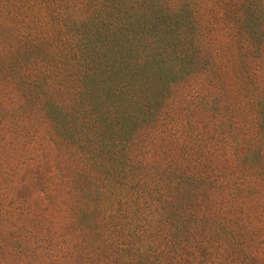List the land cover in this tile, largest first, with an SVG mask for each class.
I'll use <instances>...</instances> for the list:
<instances>
[{"label":"trees","instance_id":"obj_1","mask_svg":"<svg viewBox=\"0 0 264 264\" xmlns=\"http://www.w3.org/2000/svg\"><path fill=\"white\" fill-rule=\"evenodd\" d=\"M258 2L0 0V264H264Z\"/></svg>","mask_w":264,"mask_h":264},{"label":"rangeland","instance_id":"obj_2","mask_svg":"<svg viewBox=\"0 0 264 264\" xmlns=\"http://www.w3.org/2000/svg\"><path fill=\"white\" fill-rule=\"evenodd\" d=\"M201 0H193L194 3V8L198 11L199 14H203V12L199 11L197 8V4L200 2ZM230 2H234L236 0H229ZM260 3V7L263 10L262 12V19L264 20V0H259ZM239 4V3H238ZM237 10V7H236ZM234 11V10H232ZM206 15V13H204ZM214 10L212 13L208 14L209 18L214 17ZM235 32V31H234ZM258 36L260 37H264V25L263 27H261L260 31L258 30V32L256 31V33ZM261 44V45H260ZM229 47V52H235L239 49V46L237 45V43L235 41L230 42V44L228 45ZM258 46L260 47L261 50L258 49ZM256 48L260 51L259 53V58L258 61L259 63H252L249 64V61H242V62H236V63H232L231 66L229 65H225L223 64V66L221 67V71L219 73V78L218 79V89L215 93L211 94L210 96H213V103L210 104L209 109L211 107V113H213L212 111H214V107H218L219 105H223L224 109H229L231 105H234V103H236L235 100V95H234V91L230 89V85L233 81H235V79L232 80L233 77H231V75L236 72L237 66L241 67L242 69L247 68V73L249 75H252L253 73V82L255 84V90H254V97H257L258 94L260 93L261 90V86L262 83L264 82V43H262V41L260 43L256 42ZM228 52V53H229ZM250 67V68H249ZM176 80H178L175 84L174 87V93H176L175 95L177 97H182V94L184 92V87L185 84L183 83L185 80L181 79V78H177ZM229 86H228V85ZM220 87V88H219ZM220 90V91H219ZM225 93H228V96H226L227 98L224 97ZM227 107V108H226ZM205 116L208 119V114L206 113ZM206 119V118H205ZM206 121V120H205ZM243 128L246 130L248 129V126H243ZM34 190L31 188H27V189H21L20 190V195H23L25 197H29L31 194H33ZM260 214V219L263 217L264 215V210L262 212H258L257 215ZM258 217V216H257ZM262 220V219H261ZM255 221H258L257 219ZM14 236L17 237V239L21 236L18 235V233H16V231L14 230ZM19 244L20 245H25L28 244L27 241L19 238L18 239ZM34 243L36 245L41 244V242L39 241H34ZM43 245V244H42ZM32 257V258H31ZM30 257V262L29 264H61V262H58L57 258H54L49 262V258H48V254L44 253V255L42 256H38L36 254H32ZM47 257V260H46ZM251 264H254L253 262Z\"/></svg>","mask_w":264,"mask_h":264}]
</instances>
